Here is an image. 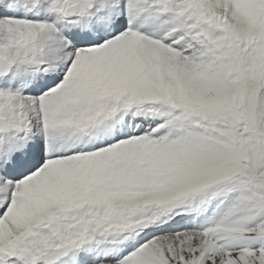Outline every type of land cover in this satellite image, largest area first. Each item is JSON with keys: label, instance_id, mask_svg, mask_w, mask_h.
Returning a JSON list of instances; mask_svg holds the SVG:
<instances>
[{"label": "snow or ice", "instance_id": "1", "mask_svg": "<svg viewBox=\"0 0 264 264\" xmlns=\"http://www.w3.org/2000/svg\"><path fill=\"white\" fill-rule=\"evenodd\" d=\"M0 264H264V0H0Z\"/></svg>", "mask_w": 264, "mask_h": 264}]
</instances>
